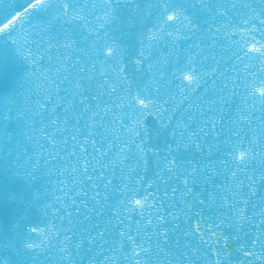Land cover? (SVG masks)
I'll return each instance as SVG.
<instances>
[{
  "label": "water",
  "instance_id": "95a60500",
  "mask_svg": "<svg viewBox=\"0 0 264 264\" xmlns=\"http://www.w3.org/2000/svg\"><path fill=\"white\" fill-rule=\"evenodd\" d=\"M22 2L23 0H0V18L9 12L22 11ZM74 2L76 5H82L84 0H74ZM95 2L96 11L89 16L90 20L96 15H102L104 10L101 0H95ZM140 2L143 4L145 0H140ZM176 2L179 3L180 0ZM191 2L193 0H189V3ZM215 2L216 0H213V3ZM245 2L250 3L257 12L260 7H264V0H245ZM88 4L86 12H91L92 0H88ZM186 14L192 16L190 7L186 8ZM46 19H50L48 13L37 12L26 18L23 27H18L16 33L13 34L23 55L15 51L7 37L0 38V258L6 257L10 264H32L30 253L23 248V241L29 238V242L42 244L41 249L37 250L41 257L40 264H62L59 259L61 253L58 250L68 246L65 241V235H67L74 243L80 245V248L76 250L78 253L76 259L79 264H108L105 257L111 256L118 257L115 264H120L123 259L120 255L121 251L127 255L130 249L127 245L124 249L117 245V252H113L110 248L115 235V227L118 224L116 215L120 213L128 217L130 224L133 223L132 217L140 219V215L138 211L132 212L121 207L122 197L119 192L113 191L111 195H108L101 188L99 190L102 191V196L108 198H97L95 201L92 199L97 189H93L87 178L82 175V165L86 159H92L93 164L99 167L93 159L95 153L89 148L87 156H84L78 152V148L74 149L72 140V136L77 135L75 132L77 128L80 131V140L88 134L87 115L80 118L79 124L76 122V118H79L82 112L79 100L83 97L69 87L68 81L63 79L67 73L62 72L63 69L68 68V72L71 73L69 79L74 80L77 76L76 68L81 65L91 66V63L96 62L97 57L89 52L92 42L85 40L81 34V28L73 26V32H69V35H72L76 43L71 48L64 49L62 47L64 35L60 29L61 27L67 28V24L63 21L59 24L54 22V27L46 34L42 21ZM126 19L127 9L121 15L122 21L126 22ZM238 22L237 20L236 23ZM37 25L40 27L37 28ZM114 25L115 22H113ZM176 27L180 28V25L177 24ZM52 35H58L61 45L49 44ZM117 36L119 37L117 43L120 44L123 55H127L134 41L119 33ZM177 37L178 59L173 57L156 70L157 78L161 76L166 81L162 89L163 99L167 100L170 95L174 96L176 98L172 105L174 110L180 104L182 97L178 95V88L173 83V73L182 66L185 53L197 44L205 50L204 55L198 57L194 65L199 73V87L194 92L187 93L189 99L180 105L177 112L173 113L171 121H165L168 123V128L162 131L159 137L153 135L150 146H158L162 157L166 155L167 144L171 143L175 147L176 143H182L184 147L179 153L178 162L184 164L191 161L201 171L208 170L215 183L214 185L205 183L207 177L201 176L197 179V188L194 190L211 191L213 187L223 189L231 184L232 179L231 173L222 167L227 150L225 141L228 140V125L238 119L240 109L248 107L242 100L245 90L244 86L240 85V81L245 80L250 85L252 80L260 75L258 70L261 65L259 62L247 61L243 58L241 50L247 49L251 36L242 26L229 27L228 31L218 35L214 33V38L204 43H201L204 36L196 40L190 35L185 38L183 30L177 33ZM170 47L172 45L168 40H161L154 44L150 60L155 64L161 53L167 55ZM69 59L77 60L80 64L64 63ZM118 63H122V60L105 64L97 63L93 80L88 82L85 78L81 83L85 87H88L89 83H92L93 87H98L96 81L102 82L103 80L101 73L117 75L114 69ZM254 64L255 67H253ZM126 71H131V69H126ZM250 71L253 75H249ZM201 76L203 79L200 78ZM136 77L146 90L151 88L155 92V86L151 83L153 81L151 73L137 72ZM80 91H83V87ZM92 95L95 93L93 92L88 98L94 108L96 102L92 100ZM221 96L224 97V102L220 101ZM115 100V97L104 98V102H109L110 105ZM211 100L217 102L216 111L211 110ZM131 115L128 113L125 116L119 109H116L115 125L111 122L113 117L109 116L99 122L96 131L108 135L109 139L112 136L129 138L128 129H122L121 124ZM260 115V112L253 115V129H258L256 117ZM189 116L191 118L188 120ZM221 116L224 117L223 120ZM208 120L214 121L216 127L209 135L204 136L200 129L204 128L205 132H209L205 123ZM159 123L155 114H147L142 121V127L154 132L159 128ZM128 124L132 125L131 119H128ZM104 125H106L105 128ZM181 133H187L183 140ZM192 133L201 135V140L197 142L205 145L203 152L189 147L191 141L188 135ZM192 139L196 137L192 136ZM133 151L130 150L127 153L129 160L126 163L135 168V159L132 158ZM147 158L149 167L139 168L138 171L153 185L149 191L158 200L163 199L164 209L171 207L179 217L176 224L184 228H187L189 223L195 225L196 219L192 215L185 216L180 212V208L185 207L186 198L182 191V181L174 179L170 181L177 191L174 199H169L173 196L171 191H168L165 197L167 178L165 177V181H162L155 175L161 172L163 162L154 159L150 153ZM113 159L117 157L114 156ZM253 163L260 167L258 159ZM163 167L166 169V165ZM33 170L35 179L25 175L26 171ZM89 172L91 174V169ZM129 179V175L125 172L123 182ZM114 183H122L119 169H117ZM257 189L258 204L259 196L264 194V184H259ZM241 191L247 193V184L242 187ZM191 211L194 214L199 209L192 208ZM259 211L258 206L250 205L246 215L258 214ZM164 214L167 215V212ZM204 214L209 215L210 213L205 210ZM147 215L148 213L145 212V216ZM168 219L171 220L172 217L169 216ZM141 223L143 225L144 221ZM31 228H36L37 232L32 233ZM225 231L232 233V247L224 254L229 259V264H245L241 251L246 241L245 231L254 239L257 235L255 226H247L244 230H240L238 226L233 230L226 225ZM100 234H103V239ZM177 240L182 244H201L198 237L186 238L182 232H170L167 238L170 248H165L164 251L169 254L172 264H177V261L182 259L181 249L176 245ZM200 255L201 259L198 264H208L209 253L206 248H202ZM145 259H150V257H145ZM161 259H163L162 254ZM163 264H167V261L164 260Z\"/></svg>",
  "mask_w": 264,
  "mask_h": 264
},
{
  "label": "snow or ice",
  "instance_id": "6c2138e0",
  "mask_svg": "<svg viewBox=\"0 0 264 264\" xmlns=\"http://www.w3.org/2000/svg\"><path fill=\"white\" fill-rule=\"evenodd\" d=\"M88 6V0H84L82 5H76L74 0H23L22 11L9 12L0 18V25H2L0 26V38L7 37L15 51L19 55H23L13 34L16 33L18 27H23L26 18L37 12H46L50 16V19L42 20L46 34L54 27V22L59 24L63 21L68 26L60 29L64 35L62 43L64 49H69L76 43L72 35H69V32H73L74 25L81 28V34L86 41L92 42L89 52L97 57L96 62L91 63V66L77 67V76L74 80L69 79L71 73L68 72V68L63 69L62 72L67 73L63 79L68 81L69 87L83 97L79 100L82 112L79 118H76V122L79 124L80 118L87 115L86 130L88 134L84 136L83 140H80V131L77 128L75 131L77 135H73L72 140L74 149L78 148V152L84 156H87L89 148L95 153L93 159L99 167L93 164L92 159H86L82 165V175L87 178L93 189H97L92 199L94 201L97 198L107 199V196H102V191L108 195H111L113 191L119 192L122 197L121 207L132 212L138 211L140 215V219L132 217L133 223L131 224L128 217L120 213L116 215L118 224L115 227V235L110 248L113 252L118 251L117 245H120L122 249L127 245L130 249L127 255L121 251L120 255L123 259L120 264H163L164 260L167 261V264H172L169 254L164 249L170 248L167 238L173 231L182 232L186 238L189 236L198 237L201 241L200 245H191L182 244L177 240L176 245L181 249L182 256L177 264H198L202 248H206L209 253L208 264H229V259L224 254L232 247V233L225 231L226 225L233 230L238 226L240 230H244L247 226H255L257 235L254 239L245 231L246 241L241 251L245 264H264V194L259 196L258 204L256 200L257 186L264 184V7H260L257 12L256 8H253L245 0H216L215 3L213 0H193L191 3L189 0H180L179 3L176 0H145L143 4L140 0H101V6L104 7L102 15H96L94 19L90 20L89 16L96 11L95 0H92L91 12H86ZM189 7L192 9V16L186 14V8ZM125 9H127L126 22L121 20ZM237 14L239 15L237 16ZM237 20L238 23H236ZM113 22H115L114 26ZM177 24L180 25V28L176 27ZM241 26L251 36L247 49L241 50L243 58L247 61L259 62L261 67L258 70L260 75L254 78L250 85L245 80L240 81V85H243L245 90L242 100L248 107L240 109L238 119L228 125V140L225 141L227 150L222 167L231 173V184L223 189L213 187L211 191L206 189L196 191L194 190L197 188L196 181L201 176L207 177L205 183L215 184L209 171H201L191 161L184 164L179 163L178 156L184 147L180 142L176 143L175 147L171 143L167 144L166 155L162 157L160 148L150 146V142L153 135L159 137L161 132L168 128V123L165 121H171L173 113L177 112L180 105L189 99L187 93L194 92L199 87V73L194 65L197 63V58L204 55L205 50L200 48L199 44L192 47L185 53L182 66L173 73V83L178 88V95L182 97L175 110L172 107L176 99L174 96L170 95L167 100L163 99L162 89L166 81L161 76L157 78L156 70L173 57L178 59L176 41L177 33L181 30L184 31L185 38L190 35L196 40L204 36V39L201 40V43H204L212 40L214 33L218 35L228 31L229 27ZM117 33L128 36L134 41V45L129 47L127 55H123V50L117 43L119 39ZM257 35H259V39H257ZM161 40L170 41L172 47L169 48L167 55L161 53L159 60L154 64L150 60L151 49ZM49 44L61 45L58 35H52ZM117 60H122V63L116 64L114 69L117 73L116 76H112L110 73L107 75L101 73L103 80L102 82L96 81L98 87H93L92 83L85 87L81 83L85 78L88 82L93 80L97 63H112ZM64 63L80 64L79 61L72 59L66 60ZM126 69H131V71H126ZM137 72L151 73L153 76L151 83L155 86V92L151 88L146 90L137 81ZM80 73L84 75L81 76ZM249 75H253V73L250 71ZM200 78L203 79L202 76ZM82 87L83 91H80ZM93 92L95 95H92V100L96 102L94 108L88 98ZM105 97L109 99L115 97L116 100L110 105L109 102H104ZM220 101L224 102L223 96L220 97ZM210 104L212 105L211 110L216 111L217 102L211 100ZM116 109H119L125 116L128 113L132 114L128 117L132 121L131 126L128 124V119L125 120L127 123L124 121L121 124L122 129H128L129 138L112 136L109 139L108 135L96 131L99 122L109 116L113 117L111 122L115 125ZM256 112H260L261 115L256 117L258 129H253L252 117ZM147 114H155L160 122L159 128L154 132L142 127V121ZM190 118L191 116L188 117V120ZM223 119L224 117L221 116V120ZM205 123L209 132H205L204 128H201L200 132L207 136L215 129L216 124L212 120ZM103 127L105 128L106 125ZM185 134L187 135V133H181L182 140ZM192 136H195L196 139H192ZM188 139L191 141L189 147H194L200 152L205 150V145L197 142L201 140L199 133L188 135ZM130 150H134L132 158L135 159V168L126 163L129 160L127 153ZM149 153L154 159L163 162L161 172H157L155 175L162 181H165V177L167 178L165 197H167L168 191H171L173 196L169 199H174L177 191L175 187H172L170 181L173 179L182 181V191L186 198L185 207L180 208V212L185 216L192 215L196 219L195 225L189 223L187 228H184L176 224L179 217L171 207L164 209L163 199L158 200L149 191L153 185L138 171L139 168L147 169L149 167L147 158ZM114 156L117 159L114 160ZM257 159L260 162V167L253 163ZM37 163L39 162L37 161ZM164 165H166V169L163 167ZM117 169L121 174V184L114 183ZM125 172L130 177L127 182H123ZM25 175L35 179L34 170L26 171ZM245 184L248 187L247 193L241 191ZM144 185L147 187H143ZM101 188L102 191L99 190ZM250 205L258 206L259 213H253L251 216L246 215ZM192 208H197L199 211L193 214ZM205 210H208L210 214L205 215ZM145 212L148 213L147 216H145ZM165 212L167 215L164 214ZM169 216L172 217L171 220L168 219ZM142 221H144L143 225ZM31 232L35 233L37 229L31 228ZM100 236L103 239V234ZM65 241L68 246L58 250L61 253L60 261L62 264H79L76 259V255H78L76 250L80 248V245L74 243L72 238L67 235H65ZM41 247L42 244L29 242V238L23 241V248L30 253L32 264H40L41 257L37 250ZM161 254L163 259H161ZM145 257H150V259H145ZM105 259L108 264H115L118 257L111 256L105 257ZM0 264H10V261L3 257L0 258Z\"/></svg>",
  "mask_w": 264,
  "mask_h": 264
}]
</instances>
